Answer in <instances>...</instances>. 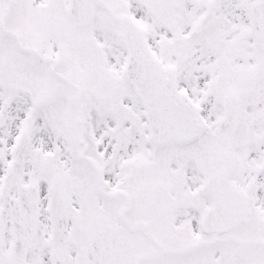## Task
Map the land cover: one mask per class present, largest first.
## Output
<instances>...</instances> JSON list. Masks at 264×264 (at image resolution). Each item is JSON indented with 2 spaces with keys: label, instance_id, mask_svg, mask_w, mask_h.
<instances>
[{
  "label": "snow or ice",
  "instance_id": "obj_1",
  "mask_svg": "<svg viewBox=\"0 0 264 264\" xmlns=\"http://www.w3.org/2000/svg\"><path fill=\"white\" fill-rule=\"evenodd\" d=\"M0 264H264V0H0Z\"/></svg>",
  "mask_w": 264,
  "mask_h": 264
}]
</instances>
